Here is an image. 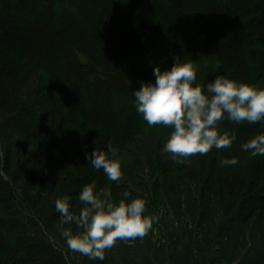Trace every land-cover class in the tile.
Masks as SVG:
<instances>
[{
  "label": "trees",
  "instance_id": "1",
  "mask_svg": "<svg viewBox=\"0 0 264 264\" xmlns=\"http://www.w3.org/2000/svg\"><path fill=\"white\" fill-rule=\"evenodd\" d=\"M176 58L193 64V86L206 88L215 76L227 75L264 89V0H0V138L32 144L52 126L85 163L86 153L107 151L109 142L115 159L128 145L144 143L148 176L172 188L185 163L162 150L173 129L150 127L132 92L155 82L154 67L170 69ZM218 131L247 152L241 144L264 134V122L224 119ZM0 152L8 172L12 151ZM42 154L35 145L28 159L38 170L26 183L32 190L38 179L43 190L51 179ZM256 158L263 163L253 159L249 171H264V156ZM95 172L98 193L108 187L118 204L119 181ZM0 257L11 264L29 261L2 231Z\"/></svg>",
  "mask_w": 264,
  "mask_h": 264
},
{
  "label": "rangeland",
  "instance_id": "2",
  "mask_svg": "<svg viewBox=\"0 0 264 264\" xmlns=\"http://www.w3.org/2000/svg\"><path fill=\"white\" fill-rule=\"evenodd\" d=\"M55 129L48 127L50 133H42L32 144L0 138V151L10 149L13 154L7 172L0 152V231L28 264H264V171H249L253 159L260 165L263 161L234 145L227 151L213 147L204 155L188 157L184 169H176L179 176L172 188L148 176L152 165L144 157V143L128 145L117 156L127 159L121 164L119 180L122 200L144 199V215L157 218L152 229L143 238L118 240L105 251L103 261L70 250L62 230L76 234L82 229L62 223L55 201L68 195L70 210L79 214L85 207L79 192L94 185L98 193L101 178L94 167L90 171L91 165L78 159L73 143H62L55 136ZM35 145L42 149L51 177L44 182V190L39 179L34 190L26 184L38 171L28 162ZM235 153L238 163L224 165L225 155ZM102 176L107 178L104 172ZM107 188L103 198L115 203ZM0 264L11 263L0 257Z\"/></svg>",
  "mask_w": 264,
  "mask_h": 264
},
{
  "label": "clouds",
  "instance_id": "3",
  "mask_svg": "<svg viewBox=\"0 0 264 264\" xmlns=\"http://www.w3.org/2000/svg\"><path fill=\"white\" fill-rule=\"evenodd\" d=\"M153 75L154 83H141L132 92L134 106L150 127L163 124L173 129L162 150L180 163L192 155H204L213 147H231L234 137L218 131L221 120L238 124L264 122V89L237 82L227 75L215 76L206 88L193 86L196 69L179 58L170 69L161 71L159 66L154 67ZM241 149L253 157L264 156V134L242 143ZM85 155L89 164L96 170L103 169L109 180L118 182L122 177L121 163L114 158L117 151L111 142L107 151L94 148ZM237 163L235 157L223 160L226 166ZM78 195L85 205L79 214L70 210L68 195L55 201V210L63 224H75L82 229L76 234L68 228L62 230L67 247L94 261H103L105 251L118 240L143 238L157 219L144 215L147 202L142 198L121 200L118 204L109 202L102 191H94V185L83 187Z\"/></svg>",
  "mask_w": 264,
  "mask_h": 264
}]
</instances>
